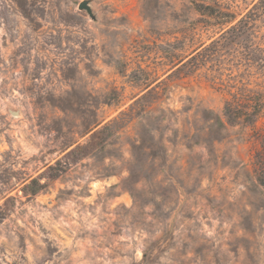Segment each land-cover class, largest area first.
<instances>
[{"label":"rangeland","instance_id":"obj_1","mask_svg":"<svg viewBox=\"0 0 264 264\" xmlns=\"http://www.w3.org/2000/svg\"><path fill=\"white\" fill-rule=\"evenodd\" d=\"M81 1L0 0V264H264V0Z\"/></svg>","mask_w":264,"mask_h":264},{"label":"trees","instance_id":"obj_2","mask_svg":"<svg viewBox=\"0 0 264 264\" xmlns=\"http://www.w3.org/2000/svg\"><path fill=\"white\" fill-rule=\"evenodd\" d=\"M240 31L241 29L239 28V25H233L226 30V33H232L236 35L238 32L241 33ZM194 57L195 55L192 58ZM248 96L249 95L236 96V100L230 99L226 101L224 111L229 123H232L233 116H237L239 118H242L244 121L251 122L254 121L258 116V114L260 113L258 102L253 107V105L250 103L251 98H249ZM256 162L258 166V180L262 185H264V148L257 152ZM54 167L55 166L53 165L50 166V168Z\"/></svg>","mask_w":264,"mask_h":264},{"label":"water","instance_id":"obj_3","mask_svg":"<svg viewBox=\"0 0 264 264\" xmlns=\"http://www.w3.org/2000/svg\"><path fill=\"white\" fill-rule=\"evenodd\" d=\"M78 8L80 10H86L93 19H96V15L94 14L93 9L90 5V0H82L79 3Z\"/></svg>","mask_w":264,"mask_h":264}]
</instances>
